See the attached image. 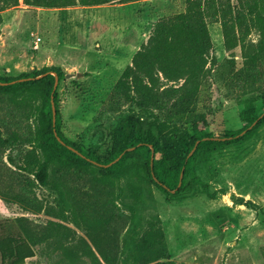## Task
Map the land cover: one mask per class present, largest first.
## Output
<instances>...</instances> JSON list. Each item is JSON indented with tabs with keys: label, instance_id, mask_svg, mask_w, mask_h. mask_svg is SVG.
Masks as SVG:
<instances>
[{
	"label": "rangeland",
	"instance_id": "374dc122",
	"mask_svg": "<svg viewBox=\"0 0 264 264\" xmlns=\"http://www.w3.org/2000/svg\"><path fill=\"white\" fill-rule=\"evenodd\" d=\"M184 11L185 0L51 10L19 0L0 13V78L19 79L46 68L82 74L59 81L56 114L67 140L102 159L112 151L118 119L140 113L118 101L120 76L147 44L153 25ZM208 24L217 60L213 76L199 103L176 114L187 129L203 117L208 135L224 138L245 128L243 91L235 83L244 61L240 45L224 43L221 25ZM248 40L256 43L257 34L251 32ZM113 101L119 103L115 111L109 108ZM263 111L258 102L253 117ZM39 119L11 96L0 95V138L15 136L21 143L10 152L0 145V236L33 240L36 255L25 264L121 263L131 239L155 220L166 246L161 262L264 264V124L227 148L197 153V175L212 197L191 182L169 197L134 179L130 183L141 189L136 200L128 196L126 179L110 186L90 171L56 168L44 187L9 163L11 157L19 165L31 150L27 142L37 133Z\"/></svg>",
	"mask_w": 264,
	"mask_h": 264
},
{
	"label": "trees",
	"instance_id": "16d2710c",
	"mask_svg": "<svg viewBox=\"0 0 264 264\" xmlns=\"http://www.w3.org/2000/svg\"><path fill=\"white\" fill-rule=\"evenodd\" d=\"M141 1L144 0H24V4L51 10ZM18 4L19 0H0V13ZM2 22L0 15V27ZM208 22L221 25L226 46L235 42V46L241 47L244 66L236 73L235 83L243 91L239 99L245 105L242 132L248 130L264 113L253 117L258 102H263L264 106V0H185L183 13L161 18L153 25L147 44L135 53L131 64L120 76L115 86L118 101L140 113L133 111L118 119L111 134L112 151L102 159L92 151L84 152L75 147L64 137L58 113L53 123L51 98L53 96L56 104L58 89L54 91L53 74L59 81L66 76L59 68H46L19 79L0 78V95L11 96L27 106L33 118L40 117L37 133L27 142L31 150L22 157L19 165L11 157H8L9 163L33 176L34 182L44 187L49 185L51 170L84 169L100 175L110 186L126 179L129 182L128 196L136 200L141 196V189L130 183L134 179L155 186L169 197H176L191 182L212 197L208 185L197 175V153L202 150L216 152L242 141L264 124V117L242 137L237 138L242 132L225 136L232 138L227 141L213 140L219 137L208 135V125L203 117L197 124L194 122L191 129L185 128L177 119L176 112H187L199 103L217 64L212 56ZM251 32L258 36L256 43L248 40ZM23 79L25 81L12 84ZM117 106L119 103L113 101L109 108L115 111ZM56 136L65 145H61ZM197 142L200 143L195 154L188 159ZM0 145L5 152H10L21 143L13 136L9 140L0 138ZM150 146L154 149L153 166ZM130 149L134 151L129 152ZM121 155L120 161L110 168L94 164L109 165ZM181 173L182 186L173 195ZM258 212L263 213L261 209ZM126 254L123 262L107 264H174L172 261L161 262L166 259V246L157 220L131 239ZM35 255L31 238L18 234L0 236V264H25ZM94 264L100 263L96 259Z\"/></svg>",
	"mask_w": 264,
	"mask_h": 264
},
{
	"label": "water",
	"instance_id": "95a60500",
	"mask_svg": "<svg viewBox=\"0 0 264 264\" xmlns=\"http://www.w3.org/2000/svg\"><path fill=\"white\" fill-rule=\"evenodd\" d=\"M54 77H55V84H54V91L57 89V86H58V83H59V79L57 77L56 74H53ZM46 76V75H44ZM82 77V74H66L65 78L66 79H69V78H76V79H79ZM41 77H38L37 79H39ZM25 81L24 79L23 80H18V81H15V82H12V84H16V83H20V82H23ZM51 105H52V113H53V123L55 124V120H56V109H55V104H54V100H53V96L51 98ZM264 117V113L261 115V117L255 122L253 123L248 130L246 131H243L240 135L237 136V138L239 137H242L244 136L247 131H250L252 130L256 125L257 123ZM57 137V136H56ZM232 138H214L213 140H216V141H227V140H231ZM57 140L60 142L61 145H65L59 137H57ZM208 139H204V141H207ZM200 142H197L195 147L193 148V150L191 151V153L189 154L188 156V159L194 154V152L196 151L198 145H199ZM70 151L72 152H76L75 149H73L72 147H67ZM150 149H151V166H153V161H154V149L152 146H150ZM134 151V149H130L129 152H132ZM124 155V154H123ZM123 155H121L116 161H114L113 163L109 164V165H100V164H97V163H94L95 165L99 166V167H103V168H110L111 166L115 165L117 162L120 161V159L123 157ZM182 180H183V173H181L180 175V181H179V184H178V187L175 191H172V193H175L176 191H178L180 188H181V185H182Z\"/></svg>",
	"mask_w": 264,
	"mask_h": 264
},
{
	"label": "built area",
	"instance_id": "2783aa9c",
	"mask_svg": "<svg viewBox=\"0 0 264 264\" xmlns=\"http://www.w3.org/2000/svg\"><path fill=\"white\" fill-rule=\"evenodd\" d=\"M40 41H41V39H40V38H38V39H37V44H38V42H40Z\"/></svg>",
	"mask_w": 264,
	"mask_h": 264
}]
</instances>
